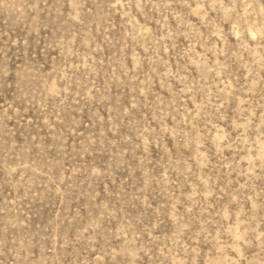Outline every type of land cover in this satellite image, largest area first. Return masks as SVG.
Wrapping results in <instances>:
<instances>
[{"label": "rangeland", "instance_id": "1", "mask_svg": "<svg viewBox=\"0 0 264 264\" xmlns=\"http://www.w3.org/2000/svg\"><path fill=\"white\" fill-rule=\"evenodd\" d=\"M0 264H264V0H0Z\"/></svg>", "mask_w": 264, "mask_h": 264}]
</instances>
